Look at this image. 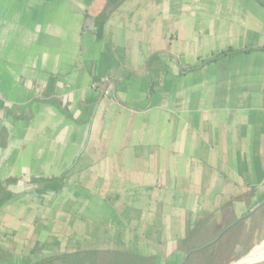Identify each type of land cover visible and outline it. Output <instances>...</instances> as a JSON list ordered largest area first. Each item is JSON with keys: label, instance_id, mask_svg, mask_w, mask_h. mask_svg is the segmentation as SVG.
Wrapping results in <instances>:
<instances>
[{"label": "crops", "instance_id": "obj_1", "mask_svg": "<svg viewBox=\"0 0 264 264\" xmlns=\"http://www.w3.org/2000/svg\"><path fill=\"white\" fill-rule=\"evenodd\" d=\"M0 187V264H188L264 202V0H0Z\"/></svg>", "mask_w": 264, "mask_h": 264}, {"label": "rangeland", "instance_id": "obj_2", "mask_svg": "<svg viewBox=\"0 0 264 264\" xmlns=\"http://www.w3.org/2000/svg\"><path fill=\"white\" fill-rule=\"evenodd\" d=\"M254 222L255 221L253 220V223ZM253 225L254 224H252V222L241 225L239 229L235 230L233 236H231L229 240H226V243H228V245H231L233 243L235 244V242H245L246 245L244 246V248L238 247L236 251L235 250L233 251L232 249H228L223 252V250H221V248H217L215 244L213 246H215V249L217 248L218 249L217 251H219L216 253L217 255L215 254L214 256L215 260L212 259L210 260L211 261L210 262L207 259L208 261L207 263L204 261V259L201 258L198 261L195 260L196 263H190V264H233V263L239 262L240 260H243L246 257L255 256L257 250H261V251L264 250V244L261 245L259 249L257 250L254 249L256 246L260 245L262 241L264 240V226L262 224H258L255 227L254 231H250ZM228 241L230 242V244ZM247 246L252 247V250L246 256L241 257L242 255H240V253L242 251L244 252V249ZM196 257L198 259V255L195 256L194 258Z\"/></svg>", "mask_w": 264, "mask_h": 264}, {"label": "trees", "instance_id": "obj_3", "mask_svg": "<svg viewBox=\"0 0 264 264\" xmlns=\"http://www.w3.org/2000/svg\"><path fill=\"white\" fill-rule=\"evenodd\" d=\"M236 53H237V51H232V50H230V51H228V52H226V53L220 55V57H226V56H229V55H231V54H236ZM4 193H5L4 190L1 189V187H0V194H2V195H6V194H4ZM5 200H6L5 198H0V206L5 202ZM248 220H249V219L246 218L245 220H243V221H241L240 223H238L235 227H233L232 229H230L228 232H226V233L224 234V236L218 241V243H216L215 246H217V248H221V250H223V252H224L225 250H228V249H232L233 251H234V250L236 251V249H237L238 247L244 248V246L246 245L245 242H235V244L233 243V244H231V245H228V243H226V240H229V238H230L231 236H233L235 230L239 229V227H240L241 225L246 224ZM252 224H254V225L252 226V228H251L250 231H254L255 227H256L258 224H262V225L264 226V207H262V208L258 211V218H257V220H256L254 223H253V221H252ZM228 226H229V225H228ZM208 227H209L208 225H204V226H202V228H200V230L198 231V233H194L193 237H195L196 234H198V235H199V234H204V233L208 230ZM248 235H249V233H248ZM217 237H218V234L215 235L214 237H210V238L208 239V241H207L202 247H204V246L210 244V243L213 242ZM240 237H241V236H240ZM248 238H249V237H248ZM223 239H224V240H223ZM246 240H247V239H246ZM228 242H229V241H228ZM229 244H230V242H229ZM215 246H210V247L205 248V249H202V250H199L200 247H199V248H191V251H193V250H198V251L195 252V253H193V254L190 256V259H189V261H188V264H190V263H196L195 260L198 261V260H200L201 258L204 259V261L207 262V263H208L207 259H208L209 261L212 260V259L215 260L214 256H215V254H216L217 252H219V251H217V250H218L217 248L215 249ZM251 250H252V247H248V246H247V247L244 249V252L242 251V252L240 253V255H242L241 257H244V256H246L247 254H249ZM197 255H198V259H197V257L194 258V257L197 256ZM216 255H217V254H216ZM210 262H211V261H210ZM212 262H213V261H212Z\"/></svg>", "mask_w": 264, "mask_h": 264}, {"label": "water", "instance_id": "obj_4", "mask_svg": "<svg viewBox=\"0 0 264 264\" xmlns=\"http://www.w3.org/2000/svg\"><path fill=\"white\" fill-rule=\"evenodd\" d=\"M262 207H264V202L261 203L250 215H248L247 217H243V218L238 219L235 223H233L232 225H230L229 227H227L226 229H224L213 242H211L210 244L202 247L201 250L202 249H205V248H208L210 246H213L216 243H218V241L223 237V235L226 232H228L230 229H232L233 227H235L238 223H240L241 221L245 220L246 218H248L249 216H251L253 213H255L256 211H258ZM233 264H264V261L253 262V263H244L243 260H240L239 262H236V263H233Z\"/></svg>", "mask_w": 264, "mask_h": 264}, {"label": "bare ground", "instance_id": "obj_5", "mask_svg": "<svg viewBox=\"0 0 264 264\" xmlns=\"http://www.w3.org/2000/svg\"><path fill=\"white\" fill-rule=\"evenodd\" d=\"M264 244V240L262 241V243L258 246H256L254 249L257 250L260 248L261 245ZM253 249V250H254ZM260 261H264V250H257L256 255L255 256H249L243 259L244 263H253V262H260Z\"/></svg>", "mask_w": 264, "mask_h": 264}]
</instances>
